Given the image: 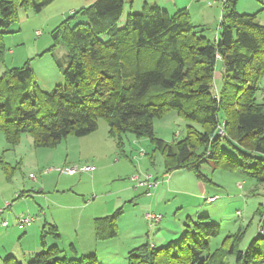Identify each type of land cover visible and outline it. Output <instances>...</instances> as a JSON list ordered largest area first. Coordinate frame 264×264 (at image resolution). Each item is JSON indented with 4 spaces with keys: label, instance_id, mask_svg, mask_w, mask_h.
Segmentation results:
<instances>
[{
    "label": "trees",
    "instance_id": "16d2710c",
    "mask_svg": "<svg viewBox=\"0 0 264 264\" xmlns=\"http://www.w3.org/2000/svg\"><path fill=\"white\" fill-rule=\"evenodd\" d=\"M51 1L0 0V64L4 36L19 9L38 13ZM233 3L222 4L214 39L192 24L186 9L169 13L143 6L123 22L122 0H95L75 9L52 31L67 48L62 85L41 90L28 63L0 74V131L7 145L15 147L28 134L36 147L55 146L69 134L92 133L103 118L118 146L126 134L150 139L168 173L191 170L205 182L210 179L201 165L211 161L215 169L239 170L264 182V102L258 97L264 26L254 13L237 12ZM219 61L223 73L214 93ZM170 110L186 128L183 138L167 144L155 136L153 120ZM2 167L8 172L5 163ZM119 210L94 219L97 239L117 235ZM261 219V235L245 250L236 248L239 231L211 250L208 239L218 235L219 224L201 215L179 240L130 249L127 264H230L229 255L233 264H264V213ZM45 235L42 251L26 264H99L94 253L67 257L56 245L46 246Z\"/></svg>",
    "mask_w": 264,
    "mask_h": 264
},
{
    "label": "rangeland",
    "instance_id": "374dc122",
    "mask_svg": "<svg viewBox=\"0 0 264 264\" xmlns=\"http://www.w3.org/2000/svg\"><path fill=\"white\" fill-rule=\"evenodd\" d=\"M255 1L238 0L237 6L252 8ZM198 6L202 7L207 17L210 25L206 31L211 36L220 20L222 0L217 4L213 0H198L193 8ZM39 23L23 10L18 12V20L10 26L9 33L3 39L0 74L5 68L21 67L28 63L39 88L48 92L64 83L61 70L67 65V48L61 38L54 40L52 37L55 26ZM37 30L42 32L40 36L35 35ZM260 86L262 89L258 97L260 102H264V76ZM216 88L213 87L214 93ZM185 128L186 122L174 110L153 120L155 136L167 144L183 138ZM141 150L144 155H140ZM152 156L153 160H150ZM3 163L8 172L3 169ZM70 165H91L94 170L72 176L55 170ZM201 171L210 180H198L191 170L171 172L169 182L161 186L158 184L166 190L163 201L157 202L151 198L144 204L151 205L153 201L151 210L163 216L161 227L178 232L173 240H179L186 227L196 222L199 216L208 215L211 222L219 224L218 235L208 239L211 250L220 246L227 235L238 231L241 238L236 248L245 250L253 238L261 235L264 182H256L239 170L215 169L211 161L201 165ZM134 173L140 177L146 174L153 178L162 177L166 173L162 152L155 148L150 139L132 134H126L118 146L114 138L108 135V126L103 118L98 119L97 129L92 133L84 136L69 134L55 146L36 147L32 138L23 134L19 143L12 148L0 131V208L4 209L2 217L8 220V226H4L0 217V264H7L8 257L26 264L34 254L42 251L40 236L43 231H46V246L56 245L63 255L73 257L69 251L70 242L75 246L76 243L88 242L82 227L89 221V215L97 212L112 214L117 209H120L117 226L121 234L97 239L93 233L99 246L96 247L99 251L96 258L101 252V258L98 256L101 261L97 258L99 264H127V259L123 257L127 251L118 258H114L112 252L116 250L119 238L125 250L126 236L143 237L148 232L146 212L144 220L142 212L138 211L142 201H137L138 206L128 203L144 194L139 189L136 193L124 190L119 195L113 192L127 184L131 186L133 183L128 179ZM204 184L206 186L202 187ZM213 194L219 196L215 202L204 200L205 196ZM78 199L91 205L85 210L81 207L71 208V204ZM26 212L33 214L36 220L25 230L18 229L17 217ZM78 223L76 233L74 230ZM227 261L233 264L234 256L229 255Z\"/></svg>",
    "mask_w": 264,
    "mask_h": 264
},
{
    "label": "crops",
    "instance_id": "0c3cea01",
    "mask_svg": "<svg viewBox=\"0 0 264 264\" xmlns=\"http://www.w3.org/2000/svg\"><path fill=\"white\" fill-rule=\"evenodd\" d=\"M93 1H95V0H52L50 3H48L46 6H44V8L38 13L33 12L31 9H19L18 12L23 10V12H25L26 15L30 16L34 21H36L38 23L40 22L39 24H43V25L49 24V25H53V27L54 26L57 27L63 20L66 19V17L72 11H74L75 9L87 6V5L91 4ZM122 1H123L124 7H123V15H122L121 22H123V20L125 19L126 15L128 13L133 12V11H138L143 6L157 5L163 9L167 10L169 13H173L178 9H186L188 12L190 21L198 29H201V32L203 35H205L209 39H214L216 37L217 29L219 27V23H218V25H216V29L213 30V34L210 36V34H208V32L206 31V29H209V28H207V26L210 24L208 23V20L206 19L207 17L203 12L202 7L198 6L196 8H193V5L195 3H197L198 0H122ZM213 2L215 4H217L219 2V0H213ZM237 5H238V0L234 1V3H233L234 9L237 12H239V13H254L256 15L257 21L261 25L264 26V0H256L253 3L252 8H239ZM32 14H34V15H32ZM221 16H222V9H221ZM221 16H220V20H221ZM220 20H219V22H220ZM216 24H217V21H216ZM7 32L9 33V31H7ZM41 34H42V32L40 30L35 31V35H37V36H40ZM6 35L4 36V38L6 37ZM218 64H219V67L217 68V66H216V68H215L216 69L215 70V77H214V81H213L215 88H216V86H219L221 83L222 63L219 61L217 63V65ZM217 76L220 80H218ZM218 83H219V85H218ZM12 148H14V147H12ZM150 160H153V156ZM88 173H91V172H87V174ZM72 175H74V174H72ZM72 175H70V176H72ZM156 177L159 178V185L160 186L162 184H165L166 182H169V180H170L169 178L167 180L164 179L163 176L162 177L156 176ZM128 180H129V182L133 183L130 179H128ZM215 184H216L215 186L218 185L216 182H215ZM159 185L157 187H155L154 189H152L150 191V193H146L145 190L136 188L133 186V184L131 186L127 184L126 186H122V187L118 188L113 193L116 192V194L119 195L118 193H121V191H124V190H133V192L136 193L135 191H137L139 189L144 194V196H138V200H130V201H128V203L130 202L134 206L135 205L138 206L137 201H139V199H140L142 202L139 204L138 211H140V213L142 212V217L145 220L144 213L147 211H151V212H154V211L151 210L153 207V201H152L151 205H149L147 203L144 204V202L147 201V199H151V198L155 199L157 202L163 201L164 194L166 193V190L164 188H160ZM204 186H206V185L205 184L202 185V187H204ZM19 194H21V193H19ZM92 204H94V203H92ZM89 205H91V203H89V202L85 203L84 201L80 202L78 199L77 201L72 203L70 207L73 209L81 207L82 209L85 210ZM3 213H4V211L0 212V217H2ZM97 213L98 214L89 215V218L87 217L89 219V221H87V223H85L84 227H82V232L85 235H87L86 238H87L88 242H85L84 244L76 243L77 247L73 244V242H70L69 251H71V254H73L74 256H79L82 254H90V253H94L95 255H97V253L99 252L96 248V247H99L98 242L95 241L94 235H93V233H94V227H93L94 226V219L96 217H103V216H106L108 214L106 212H100V213L97 212ZM154 213H157V212H154ZM31 215H33V214H31ZM33 217H34V220H36L34 215H33ZM162 218H163V216H162ZM34 220H33L32 224L34 223ZM4 222H6V223H4ZM160 222L153 224L151 226L147 225L148 226V232H146V234L143 237H137L136 236V237L128 238L126 236L124 242L127 245V248L125 250L121 247L123 242L120 241V238L118 236V238H119L118 246H117L116 250L114 252H112L114 255V258H118L122 253H124V251L128 252L130 249L135 248L136 246H138L142 243H145V242H149L151 245H155V246H163L166 243H168L169 241L175 239L178 232H173V231L167 229V227H161ZM1 224L4 226H8V220L6 218L2 217ZM43 224H45V222ZM18 229H20V228L18 227ZM77 229H79V223L76 224V229L74 230L76 233H77ZM167 232H169V233H167ZM117 234L118 235L121 234L118 231V226H117ZM75 237H76V235H75ZM127 252H126V255L123 257L126 258ZM104 255H111V254L105 253ZM98 256L101 258V252ZM98 256H97V258H98ZM99 260L101 261V259H99Z\"/></svg>",
    "mask_w": 264,
    "mask_h": 264
},
{
    "label": "built area",
    "instance_id": "2783aa9c",
    "mask_svg": "<svg viewBox=\"0 0 264 264\" xmlns=\"http://www.w3.org/2000/svg\"><path fill=\"white\" fill-rule=\"evenodd\" d=\"M234 1L236 0H222V4H226ZM220 132L222 133V130H220ZM140 153H141L140 155H144L143 150H141ZM55 170L59 171L60 173H66L68 175H72L79 172H92L94 170V167L91 165H84L81 167L76 165H70V166H64L63 168H56ZM169 176L170 173L166 172L163 175V178L167 180ZM130 180L133 182L134 187L143 189L145 190L146 193H150V191L155 187H157V185L159 184V179L156 177L153 178L149 174H146L145 177H140L137 173H134L130 176ZM218 198L219 196L213 194V195L205 196L204 200L208 203H212L215 202ZM9 205L10 204H7V206ZM3 210H4L3 208H0V212H2ZM237 213L240 214L239 211H237ZM161 219H162V215L160 213H154V212L150 213V211L146 212V220L148 222V225L150 226L159 223ZM33 220H34L33 215H31L29 212H26L18 215L16 222H17V226L20 229L24 230L30 227Z\"/></svg>",
    "mask_w": 264,
    "mask_h": 264
}]
</instances>
